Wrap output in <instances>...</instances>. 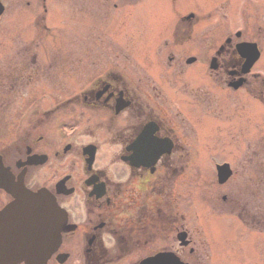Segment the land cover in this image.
Here are the masks:
<instances>
[{
  "label": "flooded vegetation",
  "instance_id": "1",
  "mask_svg": "<svg viewBox=\"0 0 264 264\" xmlns=\"http://www.w3.org/2000/svg\"><path fill=\"white\" fill-rule=\"evenodd\" d=\"M173 1L181 8L189 0ZM250 1L225 0L231 10L224 16L228 27L219 31V42L210 37L193 41L202 28L194 10L175 26L172 21L161 26L157 40H165L163 46L171 50L167 65L152 53L143 68L126 69V60L116 57V66L101 73L106 77L88 78L67 101L72 111L80 101L81 117L74 112L58 117V105L38 109V95L29 109L34 110L28 111L18 96L42 88L33 84L39 70L26 75L25 67L19 71L26 62L20 61L25 60L22 55L0 53L6 59L0 63V264H143L161 253L186 262L181 253L189 249V255L195 254L185 216L180 215L185 199L179 196L178 204L171 205L174 193L186 192L187 108L213 112L219 107L220 99L212 100L219 90L230 98L231 119L243 110L250 112L251 98L253 108H264V28L248 40L245 27L232 31L236 25L229 23L232 6L242 13L243 24L252 4L264 10V0ZM0 3L1 23L8 5L6 0ZM152 42L148 48L154 49ZM36 63L37 56H31L30 64ZM42 89L48 91L46 85ZM199 100L205 104L200 106ZM17 104L20 108L14 110ZM80 119L85 141L76 135ZM60 126L66 137L60 136ZM238 127L242 132L245 125ZM253 128V137H260L259 123ZM203 149L198 141L189 153ZM233 150L242 155L246 149ZM235 163L236 157L230 158L231 178Z\"/></svg>",
  "mask_w": 264,
  "mask_h": 264
},
{
  "label": "rangeland",
  "instance_id": "2",
  "mask_svg": "<svg viewBox=\"0 0 264 264\" xmlns=\"http://www.w3.org/2000/svg\"><path fill=\"white\" fill-rule=\"evenodd\" d=\"M217 1L220 0H189L186 6L179 8L173 0H6L7 12L0 23V53L7 52L12 57L22 55L25 60L20 61L26 62L22 67V63L19 65V71L25 67L26 75L30 69L42 73L33 74V79H37L33 84L46 85L48 91L38 86L18 96L28 111L34 110L29 109L38 95L42 100L38 109L46 111L58 105L61 106L56 113L58 117L73 112L81 117L84 107L80 101L73 111L67 101L79 94L88 78L91 81L106 77L102 74L116 66V57L126 60H122L126 69L143 68L152 53L163 58L167 65L166 56L171 50L163 46L165 40H157L159 35L155 37V33L169 21L175 26L180 18L194 10L202 20V28L193 41L202 42L208 37L214 43L221 41L219 31L227 30L224 16L231 6L225 0L221 5L209 6ZM242 1L231 0L238 4ZM248 9L244 24L239 23L232 31L243 26L247 39L253 40L259 36L256 29L264 28V10L254 4ZM4 26H7L5 30ZM261 41L264 44V35ZM3 42H7L5 50ZM151 42L154 49L148 48ZM34 55L37 56L36 66L30 64ZM5 61L0 54V63ZM87 69L90 76L85 74ZM216 96L212 100L220 99V102L213 112L208 107L187 108L189 138L186 142L190 143L186 146V192L184 195L174 193L175 202L171 199V205L173 208L178 204L179 196L185 199H182L180 215L185 216L186 235L195 242L196 252L189 255L188 249L180 256L187 264H264V108H260L261 111L253 108L256 102L251 98L250 112L243 110L231 119L230 98L221 90ZM155 104L159 105L156 100ZM198 104L202 106L205 102L199 100ZM233 107L236 110L237 106ZM19 108L17 104L14 110ZM189 109L194 112H188ZM80 121L76 135L80 141H85L81 137L84 124ZM241 123L245 125L242 132L238 127ZM255 123L261 128L258 138L252 134ZM59 134L68 135L63 126L59 127ZM198 141L204 151L189 153L191 146L197 148ZM240 146L246 149L242 155L233 150ZM235 157L236 163L231 166L234 178L229 176L225 183H220L216 167L229 164L230 158ZM235 183L243 184L236 187Z\"/></svg>",
  "mask_w": 264,
  "mask_h": 264
},
{
  "label": "water",
  "instance_id": "3",
  "mask_svg": "<svg viewBox=\"0 0 264 264\" xmlns=\"http://www.w3.org/2000/svg\"><path fill=\"white\" fill-rule=\"evenodd\" d=\"M3 11L4 8L0 3V16L2 15ZM218 175H219L220 183H225L227 181V179L230 176L229 167L227 164L218 166ZM6 212L7 210L1 214L2 217ZM143 264H186V263H183L181 260H179L175 254L161 253L156 255L154 258H150L146 260Z\"/></svg>",
  "mask_w": 264,
  "mask_h": 264
},
{
  "label": "bare ground",
  "instance_id": "4",
  "mask_svg": "<svg viewBox=\"0 0 264 264\" xmlns=\"http://www.w3.org/2000/svg\"><path fill=\"white\" fill-rule=\"evenodd\" d=\"M233 10H235V9H233V6H232V12H231V16H230V24L233 26V25H240L239 23H243V17H242V13L239 11H233ZM233 22H232V21ZM158 36V34L156 33L155 34V37H157ZM153 40H154V38H153Z\"/></svg>",
  "mask_w": 264,
  "mask_h": 264
}]
</instances>
